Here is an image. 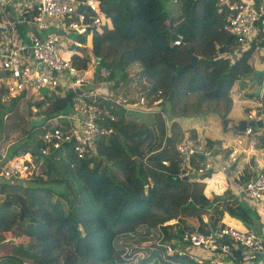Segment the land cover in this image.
<instances>
[{"label": "trees", "instance_id": "1", "mask_svg": "<svg viewBox=\"0 0 264 264\" xmlns=\"http://www.w3.org/2000/svg\"><path fill=\"white\" fill-rule=\"evenodd\" d=\"M101 9L109 26L93 28L90 49L74 50L70 62L77 69H85L91 53L95 59L94 78L98 80L99 70L106 69L108 87L113 90L121 83L128 85L131 77L126 67L137 63L147 85L134 93L124 90L123 95L130 103H137L141 97L144 106L159 100V110L100 100L98 105L103 111L98 123L109 131L95 141V155L88 151L77 158L72 150L73 139L57 147L48 145L46 152H41L45 145L43 130L70 127L69 119L60 115L71 113L76 89L65 88L64 95L56 99L57 105L54 101L50 110L35 112L41 116L38 122L27 120L22 125L10 110L23 93L8 97V104L0 100V135L17 131L2 160L29 153L40 169L39 173L32 172L26 182L17 176L0 177V241L15 240L0 246V253L4 252L0 264H106V253L123 250L125 242L121 244L119 239L131 237L138 227L139 236L132 242L147 243L151 248L140 263L200 264L184 255L168 253L167 246L184 247L187 241L183 234L191 232V226L198 230L222 228L224 211L246 227L261 224L244 196L239 199L228 189L210 198L203 194L200 179L210 174L208 170L196 176L199 179L178 176L177 152L174 156L169 151L181 138L175 122L170 123L168 136H164L163 150L146 154L144 149L152 134L164 135L165 116L192 117L212 112L222 130L231 123H243L227 116L231 105L228 89L235 78L253 74L250 56L256 47H264L260 23L256 40L241 47L235 58L224 59L216 57L220 49L224 52L240 47L223 28L224 19L214 0H102ZM172 33L179 43L170 40ZM78 36L79 41L86 42L83 35ZM191 54L198 56L193 68L176 73V66L188 62ZM201 58L207 63L201 73L195 74L193 69ZM147 113H151L148 118ZM189 137L197 147L194 133ZM111 140L120 144L122 151H114L112 154L118 156L109 160L103 149L105 143L113 149ZM214 144L219 141L204 139L205 148ZM193 156L196 161L205 157L199 151ZM163 157L168 159L165 163ZM249 175L231 177V183L242 185ZM162 181L168 187L158 189Z\"/></svg>", "mask_w": 264, "mask_h": 264}, {"label": "built area", "instance_id": "2", "mask_svg": "<svg viewBox=\"0 0 264 264\" xmlns=\"http://www.w3.org/2000/svg\"><path fill=\"white\" fill-rule=\"evenodd\" d=\"M101 0H6L2 4H10L18 8L19 14H26L24 22L29 29L26 40L18 38L13 31L6 30L10 24L0 21V31L3 42L0 41V90L7 95L15 96L23 93L24 97H33L41 90L54 92L62 85L60 77H64L63 88L78 89L83 84L89 85L85 69H77L70 62V53L74 49L63 50L61 37L66 32L89 37L91 28L99 29L108 22V18L100 7ZM218 11L223 14V28L233 35L237 46L246 48L256 40L259 32L258 22L264 30V0H215ZM52 27V31L42 33ZM76 50L89 48L90 43L78 39L65 37ZM177 43L178 40L173 41ZM89 60L95 62L89 53ZM89 63V62H88ZM89 66V65H88ZM94 67V66H93ZM93 74V72H90ZM108 71L99 70V78L95 85L89 87L85 97L88 102L79 116L71 113L64 114L68 118L70 127L66 130L60 128H47L42 131L41 138L45 145L41 149L44 153L48 145L57 147L60 142L73 139L72 150L77 158L85 156L98 138L109 131L98 123L102 110L98 105L99 98L131 106L126 99L112 94L108 90ZM264 77V68L262 71ZM63 93V92H62ZM159 100L154 101L156 104ZM141 103V97L138 99ZM264 113L259 112L253 116L252 121L261 119ZM250 118V116H249ZM243 131L249 133L252 127L247 125ZM178 156V176H187L190 173H203L213 167L209 159L196 161L193 154L202 151L195 147L186 136H182L176 143ZM208 154V153H207ZM22 157L16 156L0 164V177L26 176V159L29 153ZM192 156L196 165L192 163ZM230 161L236 157V150L232 148L229 153ZM3 158V155H1ZM1 159V158H0ZM165 163V161H162ZM30 174L28 176H30ZM244 197L250 202L259 199L264 192V171L256 173L247 179L242 187ZM264 224V222H263ZM187 241L186 248L167 246L168 253L185 255L200 264H225L224 258L233 257L235 250L243 251V260L252 258L256 253L264 255V228L255 230L251 228L237 229L230 226L211 230L207 235L201 231H191L183 234Z\"/></svg>", "mask_w": 264, "mask_h": 264}, {"label": "crops", "instance_id": "3", "mask_svg": "<svg viewBox=\"0 0 264 264\" xmlns=\"http://www.w3.org/2000/svg\"><path fill=\"white\" fill-rule=\"evenodd\" d=\"M29 1V0H28ZM1 2H5L6 0H0V21L10 24L9 27H6V30L13 31V33L18 36V38H21L22 40H26V35H22V32L24 30L29 31L27 28L24 17L26 14H19L18 8H15V6L10 4H2ZM0 31L4 32V28H0ZM70 32H66L65 36L61 37V47L64 50L65 47L69 49L76 50L73 45L70 42L65 41V37L68 36ZM80 35V34H79ZM86 35V34H84ZM84 37V36H83ZM76 40L79 39L78 34H76ZM87 42V38L84 37ZM0 41L3 42V38L0 34ZM89 42V41H88ZM90 43V42H89ZM237 48V47H235ZM263 48V47H262ZM231 50L224 51V52H217L216 57L219 58H235L230 56ZM72 53V52H71ZM70 53V55H71ZM69 55V56H70ZM253 55V54H252ZM252 55L250 56L249 62L252 63L254 61V66L258 71H263L264 68V49L261 50V58L260 60L251 59ZM89 65V64H88ZM85 68L86 75L88 80L91 82L90 86L96 84L97 79L94 78L93 74L90 72H93L94 67L88 66ZM252 69L253 66L251 64ZM142 75H140L141 77ZM64 77H60V82L63 85L64 83ZM262 83L264 82V77L262 76L258 82ZM58 86L59 88H62V92L65 91L63 86ZM89 85L83 84L80 86V88L73 90L76 93L75 102L73 105L71 112L72 116H79L84 109L85 104L88 102V99L85 97V94L87 93V90H89ZM255 83L252 82V80H249L244 77H237L235 78L229 89H228V95L231 99V105L230 109L227 113L228 118L231 119V121H243L246 124H249L248 122L252 121L253 116H257L256 112L260 110V112L264 113V100L261 101L259 98L261 96V91L258 93L256 97H253L255 95H252V92L255 88ZM260 86V84H258ZM57 87V88H58ZM108 87V86H107ZM110 92L112 93V89ZM114 91V90H113ZM113 94V93H112ZM117 95V94H115ZM22 96V95H21ZM12 97V96H8ZM264 97V96H263ZM22 98V97H20ZM83 98V99H81ZM256 99L260 100L259 102ZM102 100V98H99V101ZM107 100V99H104ZM86 102V103H85ZM127 102H129L127 100ZM85 103V104H84ZM131 106H125L129 108H135L138 106L137 103H129ZM108 105V104H107ZM156 104L152 103L149 105L150 107H154ZM159 107V106H158ZM255 107V110H254ZM102 108V106H100ZM129 108L127 110H129ZM103 111V110H102ZM163 115V114H162ZM250 116V118H249ZM164 135L162 137L153 138V134L151 138L149 139L148 143L144 147L145 153L149 154L152 152H158L159 150L164 149V136H168L169 131L166 129L167 125L171 122H175L177 127L179 128V132L181 133V136H188V132L194 133L195 139L198 142V148L202 150V153L204 154H212L214 160H212L213 167L208 170L210 174L208 176H205L201 178L200 180L203 181L204 187H203V194L210 198L212 195L216 194H222L224 190H229L232 194L237 196L239 199H242V196H244L242 192V185H235L231 183V177L237 178L239 175H244V173H249V178H252L256 175V173L264 171V116L260 119L262 122V126H256L252 124V131L249 133H246L239 127H235L234 123L229 124L225 130H222L220 120L218 119L217 115L213 114L212 112H207L201 115L193 116V117H164ZM253 122V121H252ZM243 124V123H242ZM245 124V126H246ZM250 125V124H249ZM239 126V125H238ZM187 131V133H185ZM190 138V137H189ZM208 138L210 140H218V145H212L211 148H205L204 147V139ZM178 141V140H177ZM176 141V142H177ZM175 142V144H176ZM234 148L236 150V158L233 161H230L229 153ZM170 154H173L175 156V145L172 149H169ZM225 152H227L225 156ZM222 154V155H221ZM238 154V155H237ZM225 157V160L223 159ZM206 159H210L208 157H204L203 160L206 161ZM168 159L166 157L162 158V161H167ZM219 163L226 164L227 166H230L232 163V168L229 170H225V168L222 169V167L219 166ZM214 164L218 166V168H214ZM222 169V170H221ZM199 173H192L189 174V176H196L200 175ZM245 180V182L247 181ZM254 211L257 213L261 224L260 225H254L255 228L260 227V229L264 228L262 216L264 213V192L262 196L259 199H256L254 201L249 202ZM221 222L225 226H230L237 229H245V228H251L254 227L252 225H249V227H246L241 221L238 219L231 217L228 215L225 211L222 213L221 216ZM254 228V229H255ZM184 246V245H183ZM234 256L230 257L227 256L224 258L225 264H253L250 262L251 259H253L255 256L263 255L261 253H256L251 259L243 260V252L241 250H235Z\"/></svg>", "mask_w": 264, "mask_h": 264}, {"label": "rangeland", "instance_id": "4", "mask_svg": "<svg viewBox=\"0 0 264 264\" xmlns=\"http://www.w3.org/2000/svg\"><path fill=\"white\" fill-rule=\"evenodd\" d=\"M52 31V27L48 28L47 30H44L42 33H46V32H50ZM27 30H24L22 32V35H26ZM68 36H70L72 39L76 38V35L72 32H70L68 34ZM91 36L90 35L88 37V41L91 43ZM121 43V42H120ZM118 47L123 46V44H118ZM66 48H64L65 50ZM115 49V48H114ZM241 49V48H240ZM264 49V47H256L253 52H252V57L251 59H256V60H260L261 58V50ZM239 52V48H235L232 47L231 50V55L232 57H235ZM207 63L206 59L201 58L200 60L197 61L196 66L193 69V72L195 74H199V72L201 73L205 67V64ZM89 66H93L94 62L92 60H89ZM253 68V74L249 77H247L249 80H252L253 83H255V88L254 91L252 92V95H255L253 97H256L258 95V93H260L261 91V96H260V100L263 101L264 100V82H263V86H262V81L258 82L257 77L255 76L258 72V70L255 68L254 66V61L251 63ZM127 71L130 72V81H128V85L121 83L117 89H114V91L112 90V93L120 98H124L126 99L123 95V91L125 90L126 92H130V93H134L133 91H138L140 89H142L143 85H147L146 80L144 79V77H140V68L138 67L137 63L135 62H131L129 65H127L126 67ZM176 71V70H175ZM177 73V72H176ZM258 84H260V86H258ZM110 86V84H109ZM126 87H128L127 89H124ZM112 89V88H109ZM62 88H57L54 92H49V93H42L39 94V92L37 94H35L33 97H22L18 100L15 101V104L13 105V109L10 110L11 115H17L16 121L19 123V125H22V123L24 121L27 120H31L32 122H38L39 118L41 117L40 115H36L35 112L36 111H40V110H50L52 107V103L54 102L57 105V101L56 99L58 97L63 96L64 94L62 93ZM111 91V90H109ZM8 96L11 95H7L5 92H1L0 93V100L3 104H8L9 103V98ZM83 99V98H81ZM104 100V99H103ZM258 102L260 100L256 99ZM260 101V102H261ZM259 102V103H260ZM261 104V103H260ZM262 105V104H261ZM154 106V105H153ZM140 110H150V111H158L159 107L158 105H155L154 107H150L149 106H144L141 103H138V106ZM262 107H264L262 105ZM255 110V107H254ZM264 110V109H263ZM165 111V110H164ZM41 113V111H40ZM207 113V112H206ZM8 114V113H6ZM151 113H147V117L148 118L150 116ZM163 114H165L163 112ZM193 117V116H192ZM4 119H5V115H4ZM219 119V118H218ZM220 122V121H219ZM170 127V124L167 125L166 129L168 130ZM187 133V131L185 132ZM191 133L188 132V135H190ZM159 135L154 134L153 138H157ZM183 136V135H182ZM15 138H17V131H9L8 135L5 136V133L0 135V164H2V157L1 155H4L6 146L8 145V143L12 140H14ZM188 140L190 142H192L189 137L187 136ZM164 139V138H163ZM113 146L111 149V145L108 143L107 147L104 148L103 150L105 152H107L108 154V158L109 160H112L113 158H115L116 156H118V154L114 153V155L112 154L114 151L115 152H120L121 150V145L120 144H116V142H113L111 140ZM122 151V150H121ZM90 154H96V149L94 147V144L92 145V147L89 150ZM111 154V155H110ZM222 155V154H221ZM238 155V154H237ZM205 157L210 158V160H214L213 155L212 154H204ZM19 157H22L21 155ZM238 157V156H237ZM236 157V158H237ZM223 159L225 160V157H223ZM238 159V158H237ZM26 166H27V172H40V169L38 167V165H36L31 158L29 157V160H27ZM214 168H218V166L216 164H214ZM30 173H27L26 177L27 178H23L22 181L26 182L28 180V178L30 176H28ZM165 182H159V184L157 185L158 189L159 188H163L165 187ZM168 187V185H167ZM253 206V205H252ZM140 227L137 228V230L133 233V235H131V237H128L126 239L120 238L119 242L122 244L123 242H125L123 245V250L121 251H108L106 253V264H142L140 263V260L142 257L147 256L149 251L151 250V248L148 246L147 243H143L141 245H135L132 241L134 240V238L136 236H139L138 234L140 233ZM130 235V234H129ZM121 236V235H120ZM133 245V246H132ZM120 246V245H119ZM131 246V247H130ZM4 252L0 253V256L3 255ZM251 263L253 264H264V255H259V256H255L253 259L250 260Z\"/></svg>", "mask_w": 264, "mask_h": 264}, {"label": "water", "instance_id": "5", "mask_svg": "<svg viewBox=\"0 0 264 264\" xmlns=\"http://www.w3.org/2000/svg\"><path fill=\"white\" fill-rule=\"evenodd\" d=\"M169 28H171V19L169 20ZM176 38H177V35L176 34H174V33H172L171 35H170V40L171 41H173V40H176ZM190 51V50H189ZM220 52H222L221 51V49H220ZM197 58H198V56H196V55H194V54H191V57H190V60L188 61V62H186L185 64H182V65H177L176 66V68H175V72H178V71H180V70H182V69H184V68H188V69H192L193 68V66H194V64H195V62H196V60H197ZM263 60H264V57H263ZM256 77H257V79L258 80H260L261 79V77H262V71H258L257 72V74H256ZM260 112V110H258L257 112H256V114H258ZM250 125L251 124H254V125H256V126H259V127H261L262 126V122H261V120L260 119H258V120H255L254 122H252V121H250V122H248ZM245 124L246 123H244L243 122V124H241V125H235V127H239V128H241L242 130H243V128L245 127ZM226 154H227V152H225V156H226ZM219 166L220 167H222V169L223 168H225V170H229L230 168H232V163L230 164V166H227L226 164H220L219 163ZM221 169V170H222ZM21 217H22V214L20 213V219H21ZM196 228L195 227H193V226H191V230H195ZM201 232L203 233V234H205V235H207L208 234V231L207 230H201ZM15 242V240L13 239V238H7V239H4V240H2V241H0V246L1 245H4V244H10V243H14Z\"/></svg>", "mask_w": 264, "mask_h": 264}, {"label": "clouds", "instance_id": "6", "mask_svg": "<svg viewBox=\"0 0 264 264\" xmlns=\"http://www.w3.org/2000/svg\"><path fill=\"white\" fill-rule=\"evenodd\" d=\"M102 1V0H101ZM101 1H100V7H101ZM215 1V0H214ZM216 3V2H215ZM216 6H217V4H216ZM217 10H218V8H217ZM103 11V10H102ZM219 12V11H218ZM220 14H222L221 12H219ZM105 14V13H104ZM106 16V15H105ZM222 17H223V14H222ZM224 19V18H223ZM104 24H106V25H108L109 26V19H108V22H106V23H104ZM93 28H91V29H89V31H88V34H89V36L91 35V33H90V31L92 30ZM84 37H86L85 35H83ZM87 38V37H86ZM177 38H178V36H177ZM177 38H176V40H177ZM173 41H175V40H173ZM172 41V42H173ZM177 43H179V41L177 42ZM90 47H91V43H90ZM90 47L89 48H83V49H90ZM239 50H241V49H239ZM89 55V54H88ZM253 122H254V120H253ZM247 125H249V124H246V126ZM250 126H252V124L250 125ZM244 129V128H243ZM187 137V136H186ZM177 143V142H176ZM192 143V142H191ZM175 147H176V144H175ZM175 150H176V148H175ZM199 152H202V151H199ZM187 176H189V174L187 175ZM187 176H183V177H187ZM249 227V226H248ZM209 229L210 228H204L203 230H207L208 231V233H209ZM195 230H197V231H201V230H198V229H195ZM195 230H192V231H195ZM182 248H186V243H185V246L184 247H182ZM237 250V249H236ZM239 250V249H238ZM243 252V251H242ZM185 256V255H184ZM187 257V256H186ZM188 258V257H187ZM249 259H251V258H249ZM248 260V259H247ZM193 261V260H192ZM195 262V261H194Z\"/></svg>", "mask_w": 264, "mask_h": 264}, {"label": "bare ground", "instance_id": "7", "mask_svg": "<svg viewBox=\"0 0 264 264\" xmlns=\"http://www.w3.org/2000/svg\"><path fill=\"white\" fill-rule=\"evenodd\" d=\"M20 178H22V179H23V178H27V177H26V176H23V177H20ZM29 178H30V177H29Z\"/></svg>", "mask_w": 264, "mask_h": 264}]
</instances>
